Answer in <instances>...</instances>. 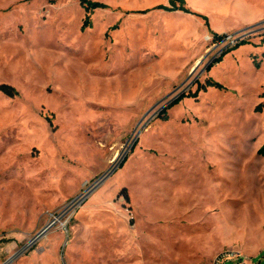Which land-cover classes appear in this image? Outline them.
I'll return each instance as SVG.
<instances>
[{"label":"rangeland","instance_id":"rangeland-1","mask_svg":"<svg viewBox=\"0 0 264 264\" xmlns=\"http://www.w3.org/2000/svg\"><path fill=\"white\" fill-rule=\"evenodd\" d=\"M90 1L0 0V264H264V0Z\"/></svg>","mask_w":264,"mask_h":264},{"label":"trees","instance_id":"trees-1","mask_svg":"<svg viewBox=\"0 0 264 264\" xmlns=\"http://www.w3.org/2000/svg\"><path fill=\"white\" fill-rule=\"evenodd\" d=\"M80 4L85 9L86 14H87L85 25L83 26V30H85L86 28L91 26V14L94 11L102 10V9H106L107 8V6L102 4V3L92 2L90 0H80ZM154 10H161V11L171 12V13L172 12H182V13H185V14L194 15V13H192L187 8L185 0H169V6L160 5V6L156 7V8H154ZM204 20L206 21V24H208V21L205 18H204ZM117 27L118 26L113 27L112 30H116ZM223 38H224V36L215 35L214 36V41H216L215 43H218V42L222 41ZM262 42L264 43V37H263ZM246 44H248V43L241 42V43L237 44L234 48L229 50L227 53H230L231 51L236 50L239 47L244 46ZM227 53H225L223 55V57ZM223 57L217 59L214 64L222 62ZM256 67H260V65L257 64ZM207 86H213V87H216L218 89H222L221 85H219V84H217V83H215V82H213L211 80L207 81ZM0 91L3 92L5 95H7L10 98H14V97L18 96V92L13 87H10V86H7V85L0 86ZM199 92H200V90H198V92L196 94H194L193 97L197 98ZM184 98L185 97L177 100L174 105H176L179 102H181ZM262 99L264 100V93L262 95ZM256 111L259 112V113H262L264 111V101H263V103H261L257 107ZM259 155L264 157V146L259 150ZM126 198H128V195H126Z\"/></svg>","mask_w":264,"mask_h":264},{"label":"built area","instance_id":"built-area-1","mask_svg":"<svg viewBox=\"0 0 264 264\" xmlns=\"http://www.w3.org/2000/svg\"><path fill=\"white\" fill-rule=\"evenodd\" d=\"M212 264H255L253 261L248 260L242 256L224 253L217 257Z\"/></svg>","mask_w":264,"mask_h":264},{"label":"water","instance_id":"water-1","mask_svg":"<svg viewBox=\"0 0 264 264\" xmlns=\"http://www.w3.org/2000/svg\"><path fill=\"white\" fill-rule=\"evenodd\" d=\"M201 64V63H200ZM199 64V65H200ZM199 65L197 66V67H199ZM111 175V174H110ZM46 231H47V229L40 235V236H38L35 240H37L38 238H40L42 235H44L45 233H46Z\"/></svg>","mask_w":264,"mask_h":264}]
</instances>
